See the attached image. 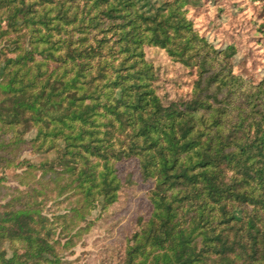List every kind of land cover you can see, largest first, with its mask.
<instances>
[{"label":"trees","instance_id":"1","mask_svg":"<svg viewBox=\"0 0 264 264\" xmlns=\"http://www.w3.org/2000/svg\"><path fill=\"white\" fill-rule=\"evenodd\" d=\"M186 1L0 0L2 176L40 169L57 188L0 203V264H69L56 229L118 200L125 159L152 182L151 211L117 264H264V75L234 73ZM145 46L195 69L188 97L163 103ZM24 147L45 157L19 160ZM61 195L70 213L44 215Z\"/></svg>","mask_w":264,"mask_h":264},{"label":"rangeland","instance_id":"2","mask_svg":"<svg viewBox=\"0 0 264 264\" xmlns=\"http://www.w3.org/2000/svg\"><path fill=\"white\" fill-rule=\"evenodd\" d=\"M186 15L193 21L196 32L204 36L213 49H224L233 63V71L252 82L264 75V9L260 0H187L183 3ZM145 57L156 71V91L163 103L189 96L195 69L172 60L163 49L145 46ZM32 132L29 133L31 135ZM19 155V156H18ZM18 159L37 163L45 155L22 148ZM16 157V158H17ZM117 173L123 182L120 196L106 209L96 206L84 219H79L67 232L56 229L58 250L64 262L69 264H117L123 259L126 238L138 226V218H147L151 205L148 200L150 180L140 176L134 159L118 161ZM23 167L7 169L2 176L0 168V203L9 199L15 188H41L43 180L53 187L54 174L41 175L36 169L25 173ZM47 175H50V179ZM20 181L24 184H20ZM62 182V181H61ZM50 196L56 193L47 190ZM46 197L40 194L37 199ZM71 203L64 195L42 199L40 206L44 215L52 218L59 213H70ZM66 233V234H65ZM68 239V243L66 240ZM66 243V244H64Z\"/></svg>","mask_w":264,"mask_h":264}]
</instances>
